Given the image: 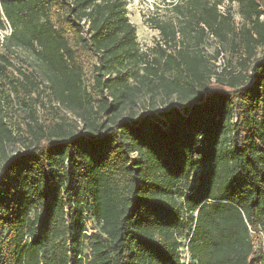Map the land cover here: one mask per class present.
Instances as JSON below:
<instances>
[{
    "label": "trees",
    "instance_id": "obj_1",
    "mask_svg": "<svg viewBox=\"0 0 264 264\" xmlns=\"http://www.w3.org/2000/svg\"><path fill=\"white\" fill-rule=\"evenodd\" d=\"M126 1L0 0V264H264V0H159L153 53ZM18 51L80 129L12 130Z\"/></svg>",
    "mask_w": 264,
    "mask_h": 264
},
{
    "label": "rangeland",
    "instance_id": "obj_2",
    "mask_svg": "<svg viewBox=\"0 0 264 264\" xmlns=\"http://www.w3.org/2000/svg\"><path fill=\"white\" fill-rule=\"evenodd\" d=\"M126 14L130 23L135 27L136 41L138 43L141 52L153 53L155 43L158 40V33L149 27L146 23V19L152 13L155 12V7L161 5L159 0H127L126 1ZM232 14L236 22H241V18L238 15V6L233 3L231 5ZM0 32V43H1ZM215 44L212 40L208 41L205 45L207 54H211L215 48ZM0 54H5L3 48L0 46ZM222 58V59H221ZM228 59V56L222 55L219 58L216 66H222L223 62ZM11 67L8 70L12 71L16 76L19 77V72L25 74L26 80H22L23 87L20 93L16 95H10L12 102L9 104L7 109V122L10 124L12 130L21 133L24 137V133L29 136L28 125L32 128L37 129L38 126H49L51 123H59L60 119L65 120L70 128H73L74 123L76 127L80 129L81 124L78 120L64 107L58 105L51 97L46 79L39 71L33 60L28 56L26 52L18 51L16 54L8 57ZM83 83L85 87H89L91 84L90 74H86ZM8 88L5 87L3 90L5 94ZM148 108L147 99L141 97L137 101V105L134 106L133 112L137 115H141ZM33 113V116H32ZM6 152L10 156H15L22 152V148L18 144L6 145ZM183 189L190 187V184H182L180 186ZM190 227L188 224L182 231L177 233V238L181 242V248L179 249L180 258L183 264H189L190 256L185 246L187 245L190 236ZM260 239V242H263ZM259 243H257L258 245ZM263 243L260 244L262 246ZM264 248V244L262 246Z\"/></svg>",
    "mask_w": 264,
    "mask_h": 264
},
{
    "label": "built area",
    "instance_id": "obj_3",
    "mask_svg": "<svg viewBox=\"0 0 264 264\" xmlns=\"http://www.w3.org/2000/svg\"><path fill=\"white\" fill-rule=\"evenodd\" d=\"M185 249L187 250L186 246H185Z\"/></svg>",
    "mask_w": 264,
    "mask_h": 264
}]
</instances>
